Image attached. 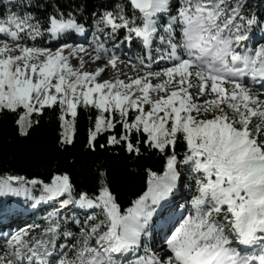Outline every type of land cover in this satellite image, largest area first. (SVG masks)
<instances>
[{
	"label": "snow or ice",
	"instance_id": "1",
	"mask_svg": "<svg viewBox=\"0 0 264 264\" xmlns=\"http://www.w3.org/2000/svg\"><path fill=\"white\" fill-rule=\"evenodd\" d=\"M82 113L90 154L160 168L127 199L103 164L90 185L0 176V197L23 198L0 201V264H264L259 5L0 0V121L27 139L54 116L66 151Z\"/></svg>",
	"mask_w": 264,
	"mask_h": 264
},
{
	"label": "trees",
	"instance_id": "2",
	"mask_svg": "<svg viewBox=\"0 0 264 264\" xmlns=\"http://www.w3.org/2000/svg\"><path fill=\"white\" fill-rule=\"evenodd\" d=\"M98 2L100 0H87L89 7ZM252 3L254 6L259 5L264 11L262 0H252ZM124 50L129 55L135 54L134 46L129 51V46L125 45ZM88 126L87 116L82 113L76 125L74 144L64 151L56 147L58 129L54 116L43 117L40 126L33 128L27 139L17 137L12 117H6L0 121V176L19 174L28 178L40 176L48 179L50 170L66 169L79 183L90 185L96 166L103 164L113 190L124 199L133 197L134 193H138L145 186L143 169L160 168L155 155L134 161L128 160L127 154L115 155L118 149H112L108 153L98 151L90 154L83 148ZM100 142L103 141H98Z\"/></svg>",
	"mask_w": 264,
	"mask_h": 264
},
{
	"label": "rangeland",
	"instance_id": "3",
	"mask_svg": "<svg viewBox=\"0 0 264 264\" xmlns=\"http://www.w3.org/2000/svg\"><path fill=\"white\" fill-rule=\"evenodd\" d=\"M0 198H1V201H4L5 199H7V200H12V201L20 200L22 202V200H23L22 197H20V198H16V197L3 198V197H0ZM13 207H15V204H13Z\"/></svg>",
	"mask_w": 264,
	"mask_h": 264
},
{
	"label": "bare ground",
	"instance_id": "4",
	"mask_svg": "<svg viewBox=\"0 0 264 264\" xmlns=\"http://www.w3.org/2000/svg\"><path fill=\"white\" fill-rule=\"evenodd\" d=\"M108 75H111L110 73ZM104 78H108V76L106 75Z\"/></svg>",
	"mask_w": 264,
	"mask_h": 264
}]
</instances>
